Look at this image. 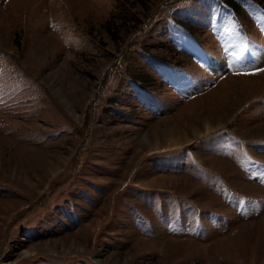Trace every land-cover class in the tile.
Listing matches in <instances>:
<instances>
[{
  "label": "rangeland",
  "instance_id": "rangeland-1",
  "mask_svg": "<svg viewBox=\"0 0 264 264\" xmlns=\"http://www.w3.org/2000/svg\"><path fill=\"white\" fill-rule=\"evenodd\" d=\"M263 52L264 0H0V264H264Z\"/></svg>",
  "mask_w": 264,
  "mask_h": 264
},
{
  "label": "bare ground",
  "instance_id": "bare-ground-1",
  "mask_svg": "<svg viewBox=\"0 0 264 264\" xmlns=\"http://www.w3.org/2000/svg\"><path fill=\"white\" fill-rule=\"evenodd\" d=\"M261 57L264 59V52H263V54H262ZM215 58H216V57H215ZM215 58H214V59H215ZM217 60H218V59H217ZM217 60H216V61H217ZM213 61H214V60H213ZM215 64H216V63H215ZM216 68H217V64H216Z\"/></svg>",
  "mask_w": 264,
  "mask_h": 264
},
{
  "label": "snow or ice",
  "instance_id": "snow-or-ice-1",
  "mask_svg": "<svg viewBox=\"0 0 264 264\" xmlns=\"http://www.w3.org/2000/svg\"><path fill=\"white\" fill-rule=\"evenodd\" d=\"M261 71H264V70H261Z\"/></svg>",
  "mask_w": 264,
  "mask_h": 264
}]
</instances>
